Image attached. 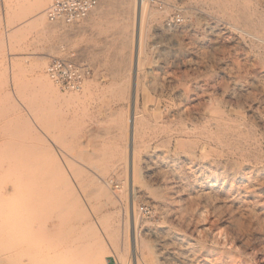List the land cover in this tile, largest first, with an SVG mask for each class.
I'll list each match as a JSON object with an SVG mask.
<instances>
[{"label": "rangeland", "instance_id": "obj_1", "mask_svg": "<svg viewBox=\"0 0 264 264\" xmlns=\"http://www.w3.org/2000/svg\"><path fill=\"white\" fill-rule=\"evenodd\" d=\"M32 1L0 0L5 254L14 264H91L93 249L77 247L86 225L104 240L107 264H264V45L232 18L241 8L233 0H148L156 13L139 36L132 0H108L99 15L95 8L77 23L56 24L48 41L29 24ZM241 1L264 23V0ZM173 14L180 21L168 26ZM72 55L91 68L88 94L83 103L55 102L38 78L51 58ZM133 112L134 182L125 167ZM29 182L48 189L45 204L30 205ZM137 236L150 251L135 249Z\"/></svg>", "mask_w": 264, "mask_h": 264}, {"label": "bare ground", "instance_id": "obj_2", "mask_svg": "<svg viewBox=\"0 0 264 264\" xmlns=\"http://www.w3.org/2000/svg\"><path fill=\"white\" fill-rule=\"evenodd\" d=\"M107 1L108 0H102V2H100V5H98V3H97L98 6L96 5L91 10L90 13H92L95 8H96V12H95L96 15H99L100 13H102V11L104 10V8L106 6L105 4L107 3ZM49 2H50V0H33L32 1V5H31V10H32V13H33L32 17H31V22L28 21L27 23L30 22L29 24H31L33 27L37 28L38 29L37 32L42 33L43 36L48 41H52V40L55 41V39L57 38V26H56V24H59V22H49L48 21L49 23H46V20H45V9H46V6L49 4ZM233 3H234V5H237V6H239L241 8V10H240L241 13L238 16L237 15H235L234 17L232 16V18L236 22H240V23H243L244 25H246L248 30L244 31V32H247V34H249L251 37H253L255 41H257L258 43L264 45V23H263L262 19H260L262 17H260V18L258 17V21L255 22V19L253 20L251 18L250 14H248V12L246 10L248 5H245V3L242 2L241 0H233ZM18 5H19V3H18ZM20 5H19V7H20ZM148 5H149V1L148 0H132V9L134 11L133 14H135L136 23L139 24V28H138L139 29V36H140V29H142V22L145 19V17L148 16V15L156 13L155 10L152 11L149 8ZM24 12H25V9L23 7L11 10V13H12L13 17L19 16V15H23ZM140 26H141V28H140ZM139 51H140L139 45L137 44L136 49H135L134 65H133V69H132L135 73L138 72V54H139ZM43 64H44V62H43ZM51 81L52 80H50L47 77L46 73H43L38 78V83H39L40 87L43 90H45V92L49 95V97L53 101L60 102V103H63V102H68L69 103V101L77 102V103H83L84 98L88 94L89 86H90L89 83L84 81L82 87L79 90L71 91V92L62 94V93H60L57 90V88L55 87V85L52 84ZM135 102H136V93H134V95H133V104ZM184 107H185V105H184ZM133 109H134V106H133ZM184 110H186V109L184 108ZM137 125H138V122H137V119H136V114H134V112H133V115H132V118H131V125H130L131 126L130 127V134H129V138H128V142H127V155L125 157V159H126L125 160V167H127V172L131 174L132 182H134V179L136 177V171H137L136 154H138V152H139L138 146H137V144L134 141V136L136 135L137 130H138L137 129ZM181 132L185 133L186 131L183 129V130H181ZM224 135H225V133H224ZM180 138L177 140L176 143H177L178 146H182L183 145V147H184L185 144H183V142H184L183 140H185V139L181 140ZM171 143H172L171 138L166 140V146L167 147ZM189 146L187 148L186 147L182 148V149L185 150V151L184 150L183 151L184 152H188V153L190 151V153H192L191 150L188 149ZM145 149H147L146 152H149L148 149H150V146H145ZM177 149H179V148H177ZM173 152L178 153V151H173ZM36 155H38V154H36ZM172 156H170V157L172 158V160H174L173 159L174 157H172ZM35 162H37V161H35ZM39 162H41V161L39 160ZM156 162L161 163V159H159ZM30 166H31V164H30ZM38 170L39 169H37V168H34V169L31 170V172H30L32 174L30 176L31 179H32L31 181L35 180L36 174L38 173ZM174 170L176 171L177 175H179V176H182V175L185 174L180 165L179 166L175 165ZM40 176H43V175H40ZM37 177H39V176H37ZM28 184H30V182ZM31 184H30V191L28 190L29 194H27L28 198H29L30 205L33 207V206H38V205L45 204V202H47L49 200V198H50L48 189L43 187V186L41 188H39V189H38V187H33L32 186V189H31ZM165 186H166V189L168 190V192L170 193V195H174L177 192V190H176V188L174 186H172L170 184H168V185L166 184ZM99 189L102 192L105 191L104 188L101 185L99 186ZM93 225L90 224L89 228H92ZM48 229H49V226H47V225L42 227V231L44 233H47ZM32 230H34V229H32ZM88 230H89L88 226L86 227V225H85L84 227H82V233L80 234V237H82V239L84 241L77 243V247H85L88 250H90V248L93 249L92 253H91L92 257L88 258L89 262L91 264H107V260L108 259L106 260L105 259L106 255H104V253L106 252V246H105L104 240L102 239V237L99 235V233L97 231L93 230L94 232L92 231L93 234H91V233L88 232ZM18 232L20 233V230L18 229V227H17V229L15 228L13 230V233H18ZM120 232H122V231H120ZM109 235L111 236L113 241H116V239H118V230L116 228H113L111 231H109ZM119 238L121 240V237H119ZM12 242H13V240H12ZM120 243L121 244H120L119 250L121 251L122 255L120 253L119 254H120V256L123 257L124 253L125 252L127 253V250H128V247H129L125 229H124V232H123L122 241H120ZM150 248L151 247H150L148 241L145 238H142L141 236L140 237L137 236L135 238V249L136 250H138V249L141 250V251L145 250V252H147V251H150ZM5 250H4V246H3V248L2 247L0 248V264H14V261H15L14 257H12V255L5 254L6 251H8V250H6V251ZM69 253H70V250H66L65 254H69ZM67 259H68V257H67ZM70 259H72V258H69V260ZM78 260H79V258H78ZM31 264H38V263H34L33 262Z\"/></svg>", "mask_w": 264, "mask_h": 264}, {"label": "built area", "instance_id": "obj_3", "mask_svg": "<svg viewBox=\"0 0 264 264\" xmlns=\"http://www.w3.org/2000/svg\"><path fill=\"white\" fill-rule=\"evenodd\" d=\"M98 0H53L45 9V17L49 22H59L70 25L84 19L97 5ZM180 18L173 14L167 21L168 26H174ZM46 74L61 89L66 91L79 90L84 81L90 76L88 64L70 57H53L46 67ZM147 212L146 207L140 208Z\"/></svg>", "mask_w": 264, "mask_h": 264}]
</instances>
